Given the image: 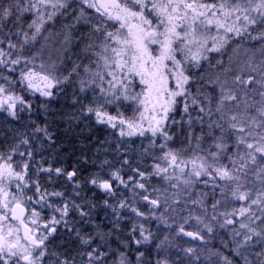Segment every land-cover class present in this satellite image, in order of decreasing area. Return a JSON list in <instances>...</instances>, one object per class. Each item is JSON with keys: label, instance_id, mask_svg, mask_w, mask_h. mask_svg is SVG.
Segmentation results:
<instances>
[{"label": "snow or ice", "instance_id": "1", "mask_svg": "<svg viewBox=\"0 0 264 264\" xmlns=\"http://www.w3.org/2000/svg\"><path fill=\"white\" fill-rule=\"evenodd\" d=\"M69 6L70 0H9L6 6L0 5V110L16 117L18 110L31 109V102L25 100L23 95L16 94L17 84L21 89L39 93L43 97H53L52 90L68 83L73 75L79 76L82 68L87 79L78 80L79 91L91 89L94 93L93 105L86 106L84 111L94 114L98 123L107 124L114 129L119 126L120 136H143L148 132L152 137L159 135L163 138L159 147L167 151L163 152L160 159L167 167L155 164L154 172L150 175L164 173L163 179L170 180L173 178L168 175L171 168L174 174L179 172L175 176L177 180L185 177L182 181L184 185L192 186L197 182L207 185L209 179H200L206 177L210 178L214 188H220L221 194L225 189H230L232 196L247 201V206L222 214L225 219L221 227L235 223L234 220L226 219L228 215L244 217L247 214L248 222H241L239 225L240 229L246 231L241 233L233 229L234 237H242L236 241V254L242 255V249L253 241V237L257 238V243L264 242V91L259 92V100H240L233 88L228 86V81H220L217 77L216 81H210L218 83L220 89V97L213 110L209 96L200 92L199 88L197 95L192 93L190 85L193 77L189 75L192 67H199L202 59H208L206 52H220L235 38L247 37L248 40L259 41L261 44V61L253 64L250 58L247 62L253 73H259V78L251 74L244 78L241 72L234 76L232 84L237 88L241 85H257L264 89V0H79L76 9L78 15L74 22L90 25L92 33L97 35L99 42L88 43L84 49L85 53L91 51L95 60L83 66L74 64L67 75H58L55 61L49 58L46 63L42 51H33L28 46L37 40L45 24L54 22L57 14ZM85 7L94 12H86ZM28 13L33 14L34 18L25 22L24 17ZM109 25L114 30L109 31ZM25 27L32 30L31 34L25 31ZM212 31L216 35H210ZM13 37H17L15 42ZM44 39L47 40L48 37ZM68 39L65 35L64 41L67 42ZM209 40L211 47L208 46ZM138 86L142 87L136 91ZM250 90L255 92L256 88ZM97 91L99 95H95ZM244 96L247 97L248 93L245 92ZM226 101L236 102L237 108L242 104L243 112L230 115L226 110ZM124 102H129V107L135 105L130 118H124L118 109L116 115H111L106 110L108 106ZM190 107L198 110L195 119L201 124L205 116L211 119L214 111L219 120H211L207 124V135L213 136L214 129H218L220 135L214 136L207 150H202L201 142L206 134L201 132L196 137L193 155L184 159L188 149L168 148L172 136L169 135L167 126L176 123L174 119L170 120V114L176 113L177 108L188 114ZM187 122L191 127L193 119L190 114ZM145 123L147 127L144 126ZM21 143L27 145L29 141L24 139ZM191 147L190 144L189 148ZM229 149L235 151L228 155ZM197 151H204L205 154H196ZM13 153L15 149H11L7 155L0 153V264H75V261L67 257L57 258L54 262L51 259L46 262L45 259L57 256L49 249V237L56 232L57 225L63 223L67 226L64 218L68 216L69 204L64 203L54 209L59 212L60 219L53 216L43 225L37 223L36 218L40 213L35 207L25 206L32 204L33 200L36 205H41L49 196L61 197L64 194L42 190L39 181L28 175L27 162L13 166ZM20 155L23 157L25 153ZM26 155L28 160L32 159L31 151ZM222 159H226L228 163H221ZM185 169H188L187 173ZM39 171L59 175L62 169L49 167ZM137 174L141 177L145 175L138 170ZM65 175L71 180L76 176V171ZM112 175L121 184L125 183L118 173ZM250 176L254 178L251 186L248 183ZM255 180L260 182V187L253 191ZM217 181L222 183L218 184ZM91 183L97 184V180L93 179ZM136 186L145 188L144 183ZM98 187L108 193L112 192L109 180L101 181ZM29 188L33 190V196L26 194V189ZM142 199L153 206L160 203L159 199L149 201L147 195ZM192 203L200 201L193 200ZM219 203L220 201H215L211 205L212 209L215 210ZM72 206L80 210V206L74 202ZM125 206L124 203L119 205L121 208ZM132 211L138 216H144L137 209ZM80 215L86 216L87 213L80 211ZM196 219L199 221L200 217ZM213 219H216L215 215ZM140 227L142 239L134 241L137 245L151 238V233L144 235L143 226ZM204 227L208 232L213 230L209 224H204ZM41 228L44 229L43 232ZM180 231H184L183 227ZM185 235L204 239L199 232H186ZM91 239H84L82 242L89 244ZM186 251L194 253L195 250L189 248ZM85 255L88 257V264H94L101 260L103 253L93 249ZM123 255L121 253V257ZM143 255L140 252L138 259ZM256 255L261 258L258 264H264V247ZM222 260L223 264H233L226 256ZM119 264H125V260L121 259ZM244 264H251V261L245 257Z\"/></svg>", "mask_w": 264, "mask_h": 264}, {"label": "trees", "instance_id": "2", "mask_svg": "<svg viewBox=\"0 0 264 264\" xmlns=\"http://www.w3.org/2000/svg\"><path fill=\"white\" fill-rule=\"evenodd\" d=\"M8 2L9 0H0V5L6 6ZM29 14L33 15L31 13ZM70 16H74V12H71ZM24 21L30 22V19L26 18L25 16ZM63 25L64 27L69 28V25L66 22L63 23ZM71 25L72 27L76 26L74 24ZM77 25H79L80 28L75 34L76 35L75 37L78 40L77 43L80 44L78 47L79 49L82 46H84L85 48V46L88 43H91V39L87 37L89 33L87 34L86 32H84V28L87 27L81 24H77ZM57 32L60 33L59 31ZM254 34L255 33L253 32V35ZM260 47L261 44L259 41H251L248 40L247 37H243L241 42L235 46V49L234 48L232 49L235 51L239 49L237 56L242 59L251 58L252 61L254 59H258L259 61H261L262 56L259 51ZM75 55H76L75 53L67 55L66 57L67 65H70L72 67L74 64L88 65L90 61H94L95 59V57L91 55V52L85 53L84 51L83 53L82 51L80 54V58L83 59L82 61H77L78 59L74 58ZM226 56L221 53L210 54L208 59L203 62L202 67L198 69H194L192 67L189 72V75L193 77L191 86H193L194 88L198 87L200 89V92L204 93L205 95L209 96L212 99L213 110L216 105V101L219 100L220 94L217 95V90L219 89L218 83L217 84H215L214 82L210 83V81H216V77H213V75L216 74L219 75L218 77L220 81H225L227 77H229V74L221 73L229 63L228 58H226ZM218 61H221V63H217ZM64 69L66 72L71 71V69H69L68 67H65ZM201 72H203V75H205L206 73L207 78L202 79L201 76L202 74H200ZM255 76L259 78L258 74H255ZM80 78L86 79V76L84 75L82 68L79 70V76L77 75L72 76L71 80L69 81L71 83L70 88L66 91L63 90L61 92H57V94L53 96L54 98L51 97L52 98L51 101H49L47 97L38 96L29 90L21 89L20 86L17 84L15 86L16 89L15 91L18 92V95H23L24 98H26L25 100L30 101L32 107L31 109L26 108L24 111H20V114H18L14 118L7 117L4 119L2 118L0 120V152L3 151L5 146L9 144H13V142H15L14 140L23 141V139H27L30 142V140L32 139L30 134H32V132L35 131L37 132L38 139L37 140L32 139V141L34 140L35 141H34V147L33 149H31L33 150L32 153L34 159H37L41 164L46 163L42 161V158L44 157L46 159L45 161H48V159L49 160L53 159L54 164H56L55 166H53L54 168L63 167L62 169L65 173L69 170H75L80 180H82V176L84 175L85 169L88 166L92 167L94 165H97L105 161L118 162L116 156L114 155V151L116 150L115 147L113 146L112 148L106 139H102V136L105 135L104 133L101 132L100 126L99 127L95 126L92 122L93 120L90 117L91 114L87 116V112L83 110L86 106L93 105L92 100L94 98L89 97L92 95H89L87 93H85L87 94L86 98H81L78 96L79 94L80 95L84 94V92L79 91L78 80ZM74 80L75 82H73ZM192 83H196V85L198 86H194L192 85ZM229 87L233 88L238 99L240 100L249 99V96H251L252 99L259 100L260 99L259 92L264 91V89H261L257 85H251V86L241 85L239 88H237L235 85L231 83ZM253 87L256 88L255 92L250 90ZM245 92L247 93L252 92V95L248 94V96L245 97L244 96ZM198 98L202 99V97H198ZM251 101L252 100L249 99V102ZM126 103L129 104V102ZM235 103L236 102H231V101L225 102V104H229L230 107L237 110V108L234 106ZM204 106L207 107L206 105ZM28 114L30 115L28 116ZM193 115H194L193 123L190 127L187 122L188 120L186 118V115L184 116L178 114L177 111V116L174 118L176 123H172L170 125V130L173 138L171 145H173L176 149H179L184 145L183 143H186V140H184L183 142V139L181 138H184L187 134H189V136L192 137H198L201 134V132H204L206 134L205 135L206 138L208 132L207 124L210 123L211 120L207 116H205L202 124L197 123L195 118L197 117L198 112L194 110ZM215 120H219L218 115H217V119ZM225 127H227L226 124ZM37 129H40V131H38ZM213 132L217 136L220 135L218 129H214ZM43 145H45L47 148L42 152L41 146ZM110 151L111 153L109 154ZM126 151L127 149L124 144H120L117 146V152L119 153V155L120 154L123 155L124 158L125 155L128 154ZM40 156L42 158H40ZM128 156L131 161L136 162L135 154L133 152H130V155ZM61 162L64 165L61 164ZM140 162L143 164L146 163V161L142 162V160ZM139 165L140 167L135 170L143 171L145 175H148L149 174L148 169L146 168V170H144L143 169L144 166H142L141 164ZM131 168L134 169L133 166ZM127 171L131 172L132 170L127 168ZM204 179H209L210 182L207 185L197 182L200 185L196 186L195 190L193 189L187 190L185 188L183 190L174 189L173 191V193L178 198V199L174 198L176 200L186 201L187 196L185 197V195L187 194L190 195L191 197L190 201L199 200L200 203H197L196 206L194 205L195 207L194 210L188 209L189 210L188 211L186 208H182V206L181 207L178 206L179 208L176 207L175 213L172 212L170 215H166V217L162 218V220L159 223H162L161 225L172 226V234H174L176 237L177 235H179L183 240H186V237L185 235H183V233L185 234L186 231H190L193 227V224L189 222L191 220V212L197 214L200 218L203 219V221L207 220L206 223L210 222V219H213V216L215 215L216 217L215 221L217 222V226H218L217 233L215 234L217 235L216 238L217 240L215 239V243H217V245L216 244L214 245L215 248L217 249L218 252L226 251V248L220 245L219 242L220 240L221 243L227 247V251H231V249L234 250L236 246L235 243L232 241L234 240L238 241L242 238L241 236L234 237L233 235V229L236 230L239 229L240 232L242 230L239 227V221L236 220L238 223L228 224L221 228V224L224 223V219H225V217H223L222 214L233 212L232 208L234 206L228 208V210L225 211V209H223L222 207L225 203L228 202L229 199L228 195H226L225 193L221 194L220 188L219 189H217V187L214 188L210 178H204ZM217 183L220 184L222 182L217 181ZM69 187L70 186H66L65 188H69ZM226 191L228 193H231L230 189H225L224 192ZM82 193L86 204H82L83 207L81 211L87 213L86 216L87 218L89 217L88 212L90 210L93 212V214H95L93 218L95 223L102 226V228H106L104 229L105 232L107 231L110 234L109 240L111 247L113 246L117 252H121V251L125 252L126 256L129 259L130 264L157 263V257H156V253H158V249L156 246L157 239H155V237H151L149 240V244L146 246H145L146 242L141 243L140 245L135 244L134 241L136 239H142V238H140L137 235L136 230L133 231L134 224H132L133 223L132 216L126 217L125 218L127 219L126 222L123 217L124 223H121L120 225L119 223H117L119 228L112 227V225L110 226V228L107 227L109 226V224L107 223L108 221H110V216L108 212L112 211L113 208H115L108 198V197H112V195L105 194L99 189L98 191L95 190L89 191L88 188L86 187L84 188L82 187V192L80 190L79 192L80 197ZM114 193L115 194L120 193L121 195L123 193L122 187L117 186ZM180 196H182L183 199L180 198ZM150 197H152V195H150ZM223 198L225 199V202H223L222 200ZM217 200L220 201V203L217 205L216 209L213 210L211 205ZM105 201H107V204H105ZM74 202L75 204H77L78 200L75 199ZM80 203H81V199H80ZM182 204L186 205V203H182ZM240 204L241 203H239V205ZM152 207L153 209H155L153 205ZM74 222L77 225V221L74 220ZM86 223L87 221L81 224V226L79 227L81 228L80 230L79 228L78 229L73 228L70 231L63 230V228L59 229L55 237L49 241L50 251H54L57 254V256L48 257L47 261L51 259L54 262L57 258L63 259L67 257L70 260L75 261V264H82L84 259L87 257L85 254L90 252L91 249L95 247V242H96V239L93 236V232L91 231V226L86 225ZM61 227H64V224H61ZM181 227H183L185 232L180 231ZM205 231L206 230L203 231L204 232L203 236L205 238L204 244L208 246L209 240H207V237L205 236L206 234ZM116 236H119L120 240H118ZM88 238H92V241H94V243L90 242L89 244H85L82 242L84 239H88ZM256 241L257 238H255L252 241L253 242L252 246H254L256 252H260L262 250V247H264V242L257 243ZM140 252H143L144 255L143 257H140L138 259ZM182 254H184V252ZM242 261L244 263V260ZM238 264H241L240 260H238Z\"/></svg>", "mask_w": 264, "mask_h": 264}, {"label": "rangeland", "instance_id": "3", "mask_svg": "<svg viewBox=\"0 0 264 264\" xmlns=\"http://www.w3.org/2000/svg\"><path fill=\"white\" fill-rule=\"evenodd\" d=\"M78 5H79V0H70V6L67 9L62 10L61 13H58L57 16L55 17L54 22H48L47 24H45L44 29L42 30L40 35L37 37V40L33 44L28 46L33 51H42V56H43V59L46 63L49 62V58L51 59V61H55L56 65H57V69H58V73H57L58 75H64V74L67 75L68 72L65 71V69H64L65 67L72 69V66L67 65V61H66L67 55L75 53L76 55L74 56V58L78 59L77 61L83 60L82 58H80V54L82 51L84 53L85 48H84V46H82L79 49L78 46L80 44L77 43L78 40L75 37L76 36L75 34L77 33L78 29H80L79 25H77V24H81V25H84L85 27H87V28H84V32H86L87 34L89 33L87 35V37L89 39H91V43H94V41H96V40H97V43L99 42L98 37L96 36L97 37L96 38L92 34V31L90 30V28H91L90 25L84 24L83 22H81V23H75L74 22V18L78 15V11H76ZM49 10L51 11V9H49ZM85 11L86 12H94V10H88L86 7H85ZM71 12H74V16H70ZM25 16H26V18H28L30 20L32 18H34L33 15H30L29 13L25 14ZM92 19H93V22H95L94 16L92 17ZM65 22L69 25V28L64 27L63 23H65ZM71 24H74L76 26L72 27ZM110 28L112 30H114L111 27V25H109V29H108L109 31H110ZM25 31H28L29 34H31L32 30H29L25 27ZM57 31H59L60 33H58ZM52 33H53V35H52ZM65 35H67L69 37L67 42L64 41ZM210 35H216V32L212 31L210 33ZM44 37H48V39L45 40ZM52 37H54V38H52ZM16 39H17V37H13V42H15ZM241 40H242L241 37H237L234 40L230 41L220 52H206L205 53V55L207 57H209V55L213 54V53L214 54L221 53V54H224L225 56L227 55L226 58H228L229 63L227 65V67L221 73L222 74H229V77H227V79H226L228 81V86L231 85L234 76L240 75L241 72H243L244 78H246L247 75H249V74H251V75L252 74H254V75L258 74L259 75L258 72L253 73L251 71V68L247 66V62L249 59H242V58L237 56L239 49H237L236 51L232 49V48L235 49V46L238 43H240ZM208 46L211 47V40H209ZM193 51H195V48L193 49ZM89 52H91V51H89ZM204 61L205 60L202 59L200 61L199 67H193V68L198 69V68L202 67V64ZM259 62L260 61L258 59H254L252 61L253 64H257ZM37 63H39V61H37ZM226 69H227V71H225ZM200 74H202L201 75L202 79L207 78L206 73H205V75H203V72H201ZM84 75H85V73H84ZM216 78H217V75H216ZM86 79H87V77H86ZM73 82H75V80ZM215 84H217V83H215ZM70 85H71V83L68 82V83H65L63 85L57 86V88L59 91L61 89H62L61 91H63V90L66 91L70 88ZM192 85L198 86V85H196V83H192ZM140 87H142V86H138L136 88V91H139ZM190 87H191L192 93L194 95H197L196 91H197L198 87L194 88L191 85H190ZM71 89H73V88H71ZM85 93L92 95L89 97L94 98V93L92 92L91 89L85 91L83 95H80L79 93H77V94H79L78 96L81 98H86L87 94H85ZM16 94L18 95L17 91H16ZM56 94H57V92L55 91L53 96H55ZM219 94H220V90L218 89L217 95H219ZM248 94L252 95V92H248ZM95 95H99L98 91ZM47 98L49 101H51V99H52L51 97H47ZM249 99L252 100V97L249 96ZM93 100H92V103H93ZM134 108H135V105H132V107H129V104L124 102L120 105L113 104L111 106H108L106 110L108 111L109 114L116 115L117 109H118L121 113H123L124 118L127 119L133 115ZM18 109H19V106H18ZM226 110L228 111L229 114H238L239 112H243V106L241 105L239 108H237V110H235L234 108L230 107L229 104H226ZM177 111H178V114L186 115V116H188V118H189V114H190L192 119L194 118V115H193L194 109L192 107L189 108L188 114H185L182 110H180V108H177ZM196 111L198 112V110H196ZM18 114H20L19 110L17 112V115ZM89 114H91V116H90L91 119L95 123H98L96 121L95 115L92 113H87V116ZM29 115L30 114H28V116ZM137 115H138V113H137ZM215 115H217V114H215ZM7 117L14 118V117L10 116L7 112L0 110V120L2 118L4 119ZM175 117H176L175 113L170 114V120L174 119ZM98 124H101V123H98ZM171 124L172 123H170L167 126V130H168L170 136H172V133L170 130ZM103 126H104V128L106 127L107 129L112 130V132H113V140H110V141L115 140L118 144L119 140H121L122 144H125L127 146L126 149L133 151V153L135 154L136 162L131 161L128 155H125V158L123 155H121V154L119 155V153L117 152V145H114V143H113V145L111 147L113 148V146H114L116 149L114 151V155L116 156L118 162L105 161V162H101L97 165H94L92 167L91 166L86 167L84 175L82 176V180H80L78 177H75L73 185H70L69 188H63V186H61V188H58L55 185L58 183L61 184V177L64 174L63 172H61V174L57 175L55 172L47 173V172L39 171V169H41V168H49V167L41 165V163H39V161L37 159H34L33 155H32V159L28 160L26 154L29 151H31V152L33 151L31 149H33V147H34V141L38 139L37 132L34 131V132H32V134H30L31 138L35 139V140L32 141V139H31L29 144L25 145V144L21 143V141H19V140H14L16 143L13 142V144H9V145L5 146L3 151L0 152L2 154L7 155V154H9L11 149H15V153L12 154V161H11L13 163L14 167L16 166L17 163L27 162L29 164L28 175L33 180L39 181L42 190L47 189L48 192H54L55 191V192H62L64 194L61 197L49 196L46 198L45 203H42L41 205H39L41 207V209L43 210L42 213H43V217L45 220L49 221L50 218L53 216H55L56 219H60L59 212L55 211L54 209L59 208L64 203H68L69 204V213H68V216L64 218L67 221V226L64 225V227H61V224H60V225L56 226L57 229L63 228V230H67V231H70L73 228L78 229L83 222L87 221L86 225L91 226V231L93 232V236L96 239L95 247H93V249H97L100 253H103L101 260L99 262H94V264H119L121 259L125 260V264H130L129 259L126 256L125 252H122V251L117 252L113 246L111 247L110 240H109L110 234L107 231L105 232L104 229H106V228H102V226L95 223V221L93 219L95 214H93V212L91 210L88 212V215H89L88 218L86 217L87 215L86 216L80 215V211L83 207L82 204H86L84 201V198H83V193L81 194V197H80V194H79L80 190L82 192V187L83 188L86 187V188H88L89 191H93V190L98 191V189L99 190L101 189L100 187H98V184L103 180L112 181L116 187L121 186L123 189V193L121 195H120V193H118V194L113 193L112 197H108L115 208H113L112 211L108 212V214L110 216V221H108L107 224H109V226H107V227L110 228V226L112 225V227L119 228L117 223H119V225L121 223H124L123 217H124V220L126 222L127 219H125V218L128 216H132L133 217V223L132 224H134L133 226H134L135 230L137 231V235L140 238H142L141 227H140L142 225L143 229H144V235H148L149 233H151V237H155V239H157L156 246L158 249V253H156V257H157V262L159 261L160 264H164L165 261L167 262V264H223L222 257H224V256H226L230 260H232L233 264H238V260L241 261V264H244L242 260H244L245 257H247V259L249 261H251V264H258V261L261 258L256 255V253H258V252H256L254 249V246H252L253 242L242 249V255H237L236 254V247L234 248V250L231 249V251H227V247L224 244H222L221 241L219 240L220 245L224 246V248H226V251L225 252H223V251L218 252L217 251V249L214 246L215 244L217 245V243H215V239L217 238V235H215V234L217 233V228H218L217 222L215 221L216 219H210V222H208V223H206L207 220L203 221L200 224H196V222H195V224H193L192 229L190 231H186V232H199L200 235H204L203 231L206 230L205 236L207 237V240H209L208 246H206L205 244H202V243H197L195 241L196 239H194L193 237H190V236H189L190 238H188L186 240H183L181 238V236H179V235H177V237H176L174 234H172V226L161 225L162 223H159V222L162 220V218H165L166 215H170L173 212L174 208H172V205L165 206L164 204H161L160 207L156 208L154 206L155 209H153L152 205L147 204L146 201L144 199H142V197L144 195H147L148 197L150 195H152L153 199H159V201H161L162 198L167 195V191H169L173 188L175 190H177V189L183 190L185 188L190 189V190H192V189L195 190L196 186H199L200 184L195 183L194 185L187 187V185H184L182 182L185 177H181L180 180H177L175 178V176L179 175V172L176 171L174 174L173 169H171V168H169L168 175L172 176L173 178L170 180L163 179V176L165 175L164 173H161L160 175H154V174L150 175L151 173L154 172L153 166L155 164H160L161 167H167V164L163 160L160 159V157L163 155V152L167 151V149L162 150L159 147V145L161 143H163V138L161 136L157 135L156 137H152L151 133H148V132H145V134L143 136H141L139 134L132 135V136H128V135L120 136L119 126L115 129L112 128L111 126L107 125V124H103ZM144 126L147 127V124L145 123ZM125 132H127L126 127H125ZM190 137H191V139H194L192 142L191 148H189V144H187V140H186V139H189ZM181 139H183V142H184V140H186V143L182 142L184 145L180 148L188 149V151L184 154L183 158L189 159L193 155V151L195 150L194 146L196 144V137H192V136H189V134H187L184 138H181ZM172 141H173V138L171 141L168 142V148L176 149L173 145H171ZM133 143L138 144V145H139V143H141L142 145H146V150L148 151V153H146L145 155L140 154L139 153V146L136 148L131 147V146H133ZM202 147H203V145L201 144V149H202ZM46 148L47 147L45 145L41 146V151L43 152ZM189 149H191V150H189ZM20 153H25V156L22 157L20 155ZM110 153H111V151L109 152V154ZM196 154L203 155L202 151H197ZM42 156H44V155H42ZM40 158H42V157L40 156ZM143 159L146 160L145 164L140 162L141 160L143 162ZM45 160H46L45 157L42 158L43 162H46ZM48 161H49V159H48ZM108 163L112 166H108ZM44 164H46V163H44ZM139 164L144 166V168H143L144 170H146V168L148 169V172H149L148 175H144V177H141L140 175L137 174V171L135 169L140 167ZM132 166L134 169L131 168ZM190 167H191V165H189V168ZM127 168L132 170V171L128 172ZM187 171H188V169H185L186 173H187ZM139 172L143 173V171H139ZM113 173H118L120 179H122L125 183L121 184L120 180L113 177V175H112ZM65 179H68L66 175H65ZM93 179L97 180V184L91 183V180H93ZM139 183H144L145 188L141 189V188L137 187L136 185H138ZM257 189H259V188H257ZM257 189L254 188L253 191H255ZM224 193L226 195H228V197H229L228 202L225 203L222 207L223 209H225V211L228 210V208H230L232 206H234L232 208V211H233V209L238 210L242 206H247V201L238 200L236 197L232 196V194L228 193L227 191ZM34 199H35V197H34ZM75 199L78 200L77 204H75V202H74ZM80 199H81V203H80ZM82 199H83V201H82ZM222 200H223V202H225L224 198ZM73 202L75 205L80 206L79 211L72 206ZM121 203H124L126 206L123 208L119 207V205ZM162 203H163V201H162ZM239 203H241V204L239 205ZM46 205H51V207L46 206ZM147 207H149V208H147ZM132 209H137L139 212H143L144 216H138L136 214V212L132 211ZM253 209L255 210V206H253ZM128 212H131V213H128ZM74 216H76V217H74ZM246 216H247V214L244 217L239 216V215H230L227 217V219L234 220L235 223H238L237 221H239V225H240L241 222H244V223L248 222V220L246 219ZM74 220L77 221L78 226L75 224ZM203 223L209 224L213 229L212 232H208L207 229L204 227ZM256 223L259 224V221H257ZM80 229L81 228H79V230ZM76 231H78V230H76ZM244 231H246V230L242 229L241 233H243ZM101 237H103V239H101ZM116 238L118 240H120L119 236H116ZM255 238L256 237H254V239ZM191 239H193V240H191ZM91 242L94 243V241H92V239H91ZM232 242H234L235 246H236V240H234ZM148 244H149V241H147L145 243V246ZM189 248L194 249L195 250L194 253H188L186 250ZM93 249H91V251ZM182 249H183V251H182ZM183 252H184V254H182ZM121 253L124 254L123 257H121ZM157 254H158V256H157ZM171 254H174V255H171ZM196 257H199V259H197ZM253 258H254V260H253ZM45 259L47 262L48 257H46ZM154 263H155V260H154ZM82 264H88V257H86L84 259Z\"/></svg>", "mask_w": 264, "mask_h": 264}, {"label": "flooded vegetation", "instance_id": "4", "mask_svg": "<svg viewBox=\"0 0 264 264\" xmlns=\"http://www.w3.org/2000/svg\"><path fill=\"white\" fill-rule=\"evenodd\" d=\"M93 34V33H92ZM95 37L97 36L96 34H93ZM97 38V37H96ZM94 43H97V40L96 41H94ZM217 75V77L219 76L218 74H216ZM216 75H213V77H216ZM53 93H55V91L56 92H61V90L59 91L58 90V88H54L53 90ZM36 95H38V96H41L39 93H35ZM214 109H215V107H214ZM175 116H177V112L175 113ZM185 116V115H184ZM186 118H187V120H188V116H186ZM217 118V115H215V112L213 113V116L211 117V119L210 120H215ZM94 125L95 126H97V123H95L94 122ZM101 126H100V128H101V132L102 133H104V135L105 136H102V139H106L107 140V142L109 143V145H113V141H110V140H112V130H109V129H107L106 127L104 128V126H103V124H100ZM96 128V127H95ZM214 136H217V135H213V136H206V138H204V140L201 142V144L203 145V147H202V150H207L208 148H209V145H211L212 144V141H213V139H214ZM187 140V144H191L192 145V142H193V140L194 139H186ZM229 143H231V139H229ZM189 150H191V149H189ZM213 151H215V149L213 148L212 149ZM232 151H235V149H229V152H228V155H230L231 153H232ZM202 153L203 154H205L204 153V151H202ZM33 154V153H32ZM54 160H52V159H50L49 161H46V164H44V163H42L41 165H43V166H48V167H50V168H52V169H55L53 166H55L56 164H54V162H53ZM221 163H224V164H227L228 163V161L226 160V159H222L221 160ZM61 164H63L62 162H61ZM64 165V164H63ZM108 166H112V165H110L109 163H108ZM63 168V167H62ZM61 168V169H62ZM72 171H75V170H69V171H67V172H72ZM62 172L64 173L63 174V176L61 177V184H55L58 188H61V186H63V188H65L66 186H70V185H73V183H74V179H75V177H78V174H77V172H76V176L75 177H73L71 180H69V179H65V172L63 171V169H62ZM66 172V173H67ZM204 178H206V177H201L200 179H204ZM253 180H254V178L253 177H249V186H251L252 185V182H253ZM53 186V185H52ZM188 187V186H187ZM260 187V182L258 181V180H255V188L257 189V188H259ZM217 189H219V187H217ZM115 190H116V186L114 185V183H112V192L111 193H108V194H110V195H113V193L115 192ZM173 190H174V188L173 189H171V190H169V191H167V195L165 196V197H163L162 198V200L160 201V203H159V205H156L155 207L157 208V207H160L161 206V204H164L165 206H169V205H172V208H174V210H173V212L175 213V211H176V207H181L182 206V208H186L187 210L189 209V210H194V205L196 206V204H193L192 203V201H190V195H185V197L187 196V200L186 201H179V200H176V199H174L175 197H176V195L173 193ZM187 190H189V189H187ZM243 190V189H242ZM26 194L28 195V196H33V190L31 189V188H29V189H26ZM150 197V196H149ZM177 198V197H176ZM180 198H182V196H180ZM153 198L152 197H150L149 198V201L150 200H152ZM171 199V200H170ZM178 199V198H177ZM183 199V198H182ZM162 201H163V203H162ZM146 203L147 204H150L148 201H146ZM182 203H186V205H184V204H182ZM26 207H28V208H32V207H35V209L40 213V216L38 217V218H36L37 219V223L38 224H41V225H43L44 223H46L47 222V220H45L44 219V217H43V210L41 209V207L39 206V205H36L35 203H34V200H33V203L32 204H26L25 205ZM178 207V208H179ZM188 207V208H187ZM188 210V211H189ZM232 213V212H231ZM194 215V216H193ZM196 217H199L197 214H194L193 212H191V220L189 221L191 224H195V222H196V224H200V223H202L203 222V220H202V218H200V220L198 221L197 219H196ZM25 220H26V222H28V220H27V214H25ZM13 223H15V222H13ZM57 229V228H56ZM60 228H58L57 230H56V232L55 233H53V235L52 236H50L49 237V241L52 239V238H54L55 237V235H56V233H57V231L59 230ZM162 230V229H161ZM41 231L43 232L44 231V229L43 228H41Z\"/></svg>", "mask_w": 264, "mask_h": 264}]
</instances>
